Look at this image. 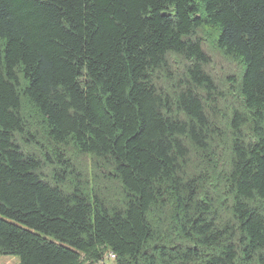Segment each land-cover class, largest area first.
Listing matches in <instances>:
<instances>
[{"label": "trees", "instance_id": "1", "mask_svg": "<svg viewBox=\"0 0 264 264\" xmlns=\"http://www.w3.org/2000/svg\"><path fill=\"white\" fill-rule=\"evenodd\" d=\"M108 255L264 264V0H0V256Z\"/></svg>", "mask_w": 264, "mask_h": 264}, {"label": "rangeland", "instance_id": "2", "mask_svg": "<svg viewBox=\"0 0 264 264\" xmlns=\"http://www.w3.org/2000/svg\"><path fill=\"white\" fill-rule=\"evenodd\" d=\"M211 68L216 76L221 77L225 71L232 69L236 70L237 66L233 62L225 60L219 56H215V58H213ZM105 263L113 264V260L105 258ZM0 264H18V260L15 256H0Z\"/></svg>", "mask_w": 264, "mask_h": 264}, {"label": "built area", "instance_id": "3", "mask_svg": "<svg viewBox=\"0 0 264 264\" xmlns=\"http://www.w3.org/2000/svg\"><path fill=\"white\" fill-rule=\"evenodd\" d=\"M107 258H114V256H109V255H108V257H107Z\"/></svg>", "mask_w": 264, "mask_h": 264}, {"label": "bare ground", "instance_id": "4", "mask_svg": "<svg viewBox=\"0 0 264 264\" xmlns=\"http://www.w3.org/2000/svg\"><path fill=\"white\" fill-rule=\"evenodd\" d=\"M110 256H113V255H110Z\"/></svg>", "mask_w": 264, "mask_h": 264}]
</instances>
